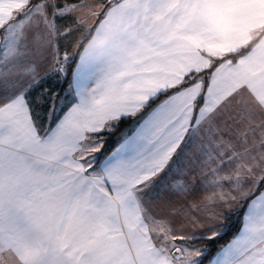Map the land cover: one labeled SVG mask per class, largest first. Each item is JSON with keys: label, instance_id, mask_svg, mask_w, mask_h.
Segmentation results:
<instances>
[{"label": "snow or ice", "instance_id": "obj_1", "mask_svg": "<svg viewBox=\"0 0 264 264\" xmlns=\"http://www.w3.org/2000/svg\"><path fill=\"white\" fill-rule=\"evenodd\" d=\"M205 261L264 264V0H0V264Z\"/></svg>", "mask_w": 264, "mask_h": 264}, {"label": "crops", "instance_id": "obj_2", "mask_svg": "<svg viewBox=\"0 0 264 264\" xmlns=\"http://www.w3.org/2000/svg\"><path fill=\"white\" fill-rule=\"evenodd\" d=\"M89 22H91V21H89ZM79 37V33H77L76 34V36L72 39V41H76V38H78ZM70 49V48H69ZM75 51H77V50H75ZM75 51L73 52V54L75 53ZM61 85V83H59V82H57L55 79H47V80H45V81H43V87L44 88H46V87H51V86H54V87H57V86H60ZM68 87V86H67ZM58 88V87H57ZM42 89H37V91H41ZM55 91H60V90H55ZM61 95H63V92H62V94ZM118 145L116 144L115 145V147L112 149V150H114L116 147H117ZM112 150H110L109 152H111ZM217 192H219L220 190H216ZM223 191L225 192V193H227L228 191H229V186L228 185H225V187H224V189H223ZM213 194V190H211V189H209L208 191H203V190H201L199 193H198V195H197V197H196V199L198 200V201H204V198H205V196H211ZM204 203H206V201L204 202ZM204 203H201V207H200V210L199 211H197V210H193V215H196L197 216V218L199 219V220H201L202 221V223L204 224V226L206 227L208 224H210V223H215V224H218V225H220V224H223V225H225V227H224V229H223V231H222V233L223 232H225L226 231V229H227V225H226V217H229V216H231V215H236V214H240V222H239V228H240V226H241V223H242V220H243V203L244 202H233V201H229V202H227V203H221V204H219V205H217V206H209V207H207V208H205L204 207ZM211 212H214V213H216V214H218L217 215V217L215 218V219H213V220H209V219H206V217L209 215V213H211ZM180 223H182L183 224V226L184 227H186L187 229H189L190 231H192V230H195V231H202L203 229L202 228H200L199 226H193L192 224H190L188 221H181ZM239 228H238V230H239ZM237 230V231H238ZM237 231L235 232V234L233 235V236H235L236 235V233H237ZM221 233V234H222ZM233 238V237H232ZM232 238L225 244V245H227L231 240H232ZM225 245H223V246H221L220 248H218L216 251H215V253L213 254V256H215V254H216V252L219 250V249H221V248H223ZM205 264H207V262L205 263Z\"/></svg>", "mask_w": 264, "mask_h": 264}, {"label": "trees", "instance_id": "obj_3", "mask_svg": "<svg viewBox=\"0 0 264 264\" xmlns=\"http://www.w3.org/2000/svg\"><path fill=\"white\" fill-rule=\"evenodd\" d=\"M67 84L66 83H61L60 86L55 87V90H61V89H66L67 88ZM39 92V91H37ZM62 94V92H61ZM131 121H125L122 125L121 128H127L129 127ZM116 136L111 137L110 139H108L107 141V146H106V151L109 152L110 150H112L115 145H116ZM232 219V220H231ZM226 222H227V229L225 232H223L216 240L214 241H201L200 244L198 246H201L203 248H206L209 250L208 252V256L209 258H211L213 256V254L215 253V251L220 248L221 246L225 245L235 234V232L238 230L239 228V222H240V214H236V215H231L229 217L226 218ZM207 261H205L206 263Z\"/></svg>", "mask_w": 264, "mask_h": 264}, {"label": "rangeland", "instance_id": "obj_4", "mask_svg": "<svg viewBox=\"0 0 264 264\" xmlns=\"http://www.w3.org/2000/svg\"><path fill=\"white\" fill-rule=\"evenodd\" d=\"M76 50L75 48V41H72V47H70V49H68V51L70 53H73L74 51ZM76 52V51H75ZM46 88H49V89H52V90H55V87L54 86H51V87H46ZM227 218V217H226ZM232 220V219H231ZM226 225H227V222H226Z\"/></svg>", "mask_w": 264, "mask_h": 264}]
</instances>
